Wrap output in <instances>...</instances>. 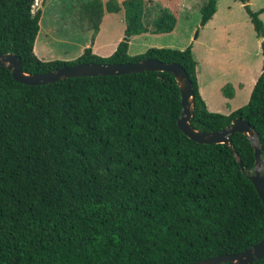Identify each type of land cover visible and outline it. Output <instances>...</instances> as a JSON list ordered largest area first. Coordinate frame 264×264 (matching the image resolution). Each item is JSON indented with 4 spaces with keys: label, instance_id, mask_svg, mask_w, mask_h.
Wrapping results in <instances>:
<instances>
[{
    "label": "trees",
    "instance_id": "obj_1",
    "mask_svg": "<svg viewBox=\"0 0 264 264\" xmlns=\"http://www.w3.org/2000/svg\"><path fill=\"white\" fill-rule=\"evenodd\" d=\"M237 1L261 38L263 58L248 100L228 114L206 108L190 45L127 53L131 36L175 26L174 11L153 0H91L93 33L104 11L122 10V37L107 56L84 47L70 60L34 54V0H0V53L14 54L28 73L142 58L177 63L192 89L190 126L216 131L240 117L257 132L264 160V7ZM198 10L202 26L215 0ZM221 92L230 97L232 88ZM180 110L167 71L27 85L0 66V264H190L257 242L264 206L235 158L251 170L248 139L234 132L228 144L195 142L176 124ZM248 264H264V256Z\"/></svg>",
    "mask_w": 264,
    "mask_h": 264
},
{
    "label": "rangeland",
    "instance_id": "obj_2",
    "mask_svg": "<svg viewBox=\"0 0 264 264\" xmlns=\"http://www.w3.org/2000/svg\"><path fill=\"white\" fill-rule=\"evenodd\" d=\"M90 1L91 0H34L32 9H39L40 11L38 21L39 28L33 42L34 54L39 57L43 56L45 59H73L82 52L84 47L91 46L93 38L98 30H100V33L98 39H96V45L104 50H108L112 40L113 47L116 38L118 36H120V38L122 37L124 28L123 11L120 10L115 13L104 14V16L101 15L98 20V27L100 28L93 33L92 23L96 19L91 18L89 14L90 9L86 6ZM166 1L167 0H155V2L161 3V5H164L162 3ZM202 1L203 0H171L170 4L172 5V11H174L173 13L176 16V25L172 32L161 35L150 33L134 35L131 37V45L127 51L128 54H137L143 51L142 49L148 47H182L183 49L187 45H190L195 33L199 31L200 14L198 6ZM217 5V14L214 20H229L237 22L242 27L248 25L251 28L252 25H250L242 4L239 1L217 0ZM260 7H264V0L253 1L250 9L256 10ZM260 20L264 29V14ZM244 22L247 24H242ZM252 32L254 34L252 36L257 39L258 37L254 30ZM189 37H191L190 40H188ZM136 45H139V50H135ZM218 49L222 50L224 47L218 46ZM246 49L247 53L239 59L236 53H232L233 56H230L231 58L228 60L232 62V69H229L225 64L224 55H222L223 57L221 58L220 56L216 57V61L219 63L216 62L218 65L215 75L217 83H221L222 86L225 84L231 86L232 80L238 76L237 70L234 68H238L239 64L245 66L246 75L258 73L262 56L257 48V42L251 39L250 42H247ZM201 50L202 47L196 43L194 45V58L197 60L200 68L204 62V60H200ZM254 51L258 53L254 54ZM244 101L245 100L242 99L235 100L234 103L244 104Z\"/></svg>",
    "mask_w": 264,
    "mask_h": 264
},
{
    "label": "water",
    "instance_id": "obj_3",
    "mask_svg": "<svg viewBox=\"0 0 264 264\" xmlns=\"http://www.w3.org/2000/svg\"><path fill=\"white\" fill-rule=\"evenodd\" d=\"M261 39V38H260ZM0 66L10 71L11 77L22 84L41 85L56 80L77 76H104L118 75L140 71H167L170 72L179 89L180 115L176 120L178 128L185 136L199 143H227L229 136L239 132L246 136L253 150V166L250 171H244L240 159L235 156L239 169L254 186L264 206V160L260 156V145L257 132L249 123L240 118H233L228 125L216 131H200L192 128L189 118L193 109V98L190 81L184 69L174 62H162L154 58H142L125 63H74L61 66L42 73H28L20 68L18 58L12 53H0ZM264 256V233L251 246L230 254L213 256L190 264H248Z\"/></svg>",
    "mask_w": 264,
    "mask_h": 264
},
{
    "label": "crops",
    "instance_id": "obj_4",
    "mask_svg": "<svg viewBox=\"0 0 264 264\" xmlns=\"http://www.w3.org/2000/svg\"><path fill=\"white\" fill-rule=\"evenodd\" d=\"M101 1L102 3H104L106 0H101ZM117 1H120V0H117ZM253 1L255 0L248 1L249 7L251 6V3ZM170 2L171 0H167L165 3L163 2L162 4H164L163 6H166L172 10V5L170 4ZM217 6H218L217 0H215V11L210 16V18L202 26L199 27V31L195 33L190 43V46H191L190 50H191L192 57L195 60L194 45L197 43L198 45L202 47L200 60H204V62L202 63L201 68H200L197 60H195V76H196V84H197L198 93L200 97L202 98L206 108L209 111L219 112L222 114H228L229 112L243 105V103L241 104L234 103L235 100L242 99V100H245L244 104L246 103V101L248 100L251 88L255 82V79L260 72L261 65H260V68L257 74L249 73L250 75H246L247 73L245 71V66L242 64H239V67L237 66L238 68H234L235 70H237L236 72L238 76H236L231 82V86L233 88L231 96L225 97L221 93L222 84L217 83V81L215 80V75H216V71L218 67L217 65L218 62L216 61L217 60L216 57L220 56L221 58L223 57L222 55H224L225 64L227 65L229 69L230 68L232 69V62L228 61L231 58L230 56H233L232 53H236L238 56V59L241 58L247 53V49H246L247 42H250L251 39H253L254 41L257 42V48L259 50V53L261 54V51H260V40L261 39L260 38L256 39L254 36H252L254 35L252 32L253 31L252 26L251 28L248 25H246L245 27H242L237 22H233L229 20H225V21L214 20V17L217 14ZM198 9H199V6H198ZM104 14H111V13L104 11L102 15L104 16ZM263 14L264 12L260 13L259 17L262 18ZM242 24H247V23L244 22ZM99 31L100 30L96 32L95 37L93 38V43L90 46V49H91V52L94 54H97L99 56H107L115 48L117 42L120 39V36L116 38L113 44L114 45L113 47H112V40H111L110 48L108 50H104L103 48H100V46L96 45L97 43L96 39H98V35L100 33ZM161 34H164V33H158L155 35H161ZM131 37L128 41L127 51L131 45ZM190 39L191 37L188 38V40ZM94 42H95V45H94ZM186 43H183V44H186ZM218 46L224 47V49L220 50L218 49ZM170 48L182 49V47L180 48L170 47ZM145 49H142V50L144 51ZM135 50H139V45L135 46ZM256 53L258 52L254 51V54ZM36 57H38L41 60L53 59V58L45 59L43 56L39 57L38 55ZM63 60H70V59H63Z\"/></svg>",
    "mask_w": 264,
    "mask_h": 264
}]
</instances>
